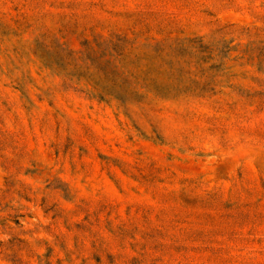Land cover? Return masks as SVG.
<instances>
[{
  "label": "rangeland",
  "instance_id": "obj_1",
  "mask_svg": "<svg viewBox=\"0 0 264 264\" xmlns=\"http://www.w3.org/2000/svg\"><path fill=\"white\" fill-rule=\"evenodd\" d=\"M0 264H264V0H0Z\"/></svg>",
  "mask_w": 264,
  "mask_h": 264
}]
</instances>
